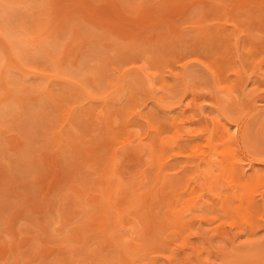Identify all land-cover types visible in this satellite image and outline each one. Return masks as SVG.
I'll list each match as a JSON object with an SVG mask.
<instances>
[{
	"label": "rangeland",
	"instance_id": "374dc122",
	"mask_svg": "<svg viewBox=\"0 0 264 264\" xmlns=\"http://www.w3.org/2000/svg\"><path fill=\"white\" fill-rule=\"evenodd\" d=\"M0 264H264V0H0Z\"/></svg>",
	"mask_w": 264,
	"mask_h": 264
},
{
	"label": "bare ground",
	"instance_id": "6f19581e",
	"mask_svg": "<svg viewBox=\"0 0 264 264\" xmlns=\"http://www.w3.org/2000/svg\"><path fill=\"white\" fill-rule=\"evenodd\" d=\"M224 129H225V131H224V132H226V133H229V130H230V128H229V126H228V125L224 126ZM241 176H242V177H244V175H243V174H242Z\"/></svg>",
	"mask_w": 264,
	"mask_h": 264
}]
</instances>
